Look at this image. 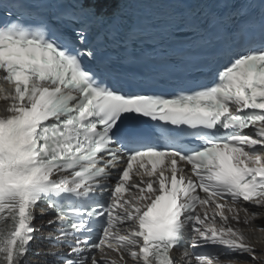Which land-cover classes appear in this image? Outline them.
Returning <instances> with one entry per match:
<instances>
[{"label":"snow or ice","instance_id":"snow-or-ice-1","mask_svg":"<svg viewBox=\"0 0 264 264\" xmlns=\"http://www.w3.org/2000/svg\"><path fill=\"white\" fill-rule=\"evenodd\" d=\"M105 2L32 0L0 24V264H24L45 226L34 254L51 264H264V0H168L189 6L161 22L169 39L216 45L168 93L129 91L102 63L100 23L124 60L151 51ZM37 3L55 22L24 21Z\"/></svg>","mask_w":264,"mask_h":264},{"label":"bare ground","instance_id":"bare-ground-1","mask_svg":"<svg viewBox=\"0 0 264 264\" xmlns=\"http://www.w3.org/2000/svg\"><path fill=\"white\" fill-rule=\"evenodd\" d=\"M262 221H257V223H261ZM257 235H260L259 233ZM41 250L45 248H40ZM49 261V258L47 259ZM47 261L43 257H37L34 252L28 253L25 257L24 264H47Z\"/></svg>","mask_w":264,"mask_h":264}]
</instances>
